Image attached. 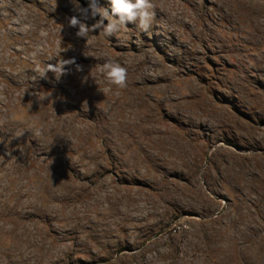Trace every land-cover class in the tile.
<instances>
[{
    "label": "rangeland",
    "instance_id": "rangeland-1",
    "mask_svg": "<svg viewBox=\"0 0 264 264\" xmlns=\"http://www.w3.org/2000/svg\"><path fill=\"white\" fill-rule=\"evenodd\" d=\"M152 3L85 40L73 0H0V264H264V0Z\"/></svg>",
    "mask_w": 264,
    "mask_h": 264
},
{
    "label": "clouds",
    "instance_id": "clouds-1",
    "mask_svg": "<svg viewBox=\"0 0 264 264\" xmlns=\"http://www.w3.org/2000/svg\"><path fill=\"white\" fill-rule=\"evenodd\" d=\"M73 3L79 16H71L68 24L70 27L78 28L77 37L85 40L90 33L94 32H98L105 38L116 36L122 28H127L129 23L135 24L142 32H148L155 15L152 0H110V9L98 4L97 0H88L87 7H81L78 0H73ZM90 18L94 21L91 25L87 23ZM73 65H75L76 71H83V67L76 63L75 58H62L56 63H48L40 78L46 79L47 73L52 72L59 80L61 77L71 74ZM101 71L105 75L107 83L118 88L127 86L128 70L120 62L107 59L102 65ZM86 81L87 79L84 77L83 82ZM32 95L41 104L45 99L51 101V93L44 96L36 93Z\"/></svg>",
    "mask_w": 264,
    "mask_h": 264
}]
</instances>
